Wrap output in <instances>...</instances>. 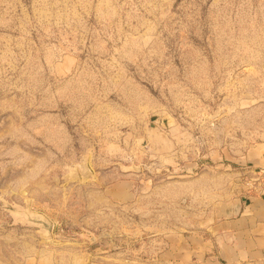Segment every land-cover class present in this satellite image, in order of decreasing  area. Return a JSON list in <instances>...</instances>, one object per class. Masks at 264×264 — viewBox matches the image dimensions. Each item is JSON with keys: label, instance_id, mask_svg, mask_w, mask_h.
Returning a JSON list of instances; mask_svg holds the SVG:
<instances>
[{"label": "rangeland", "instance_id": "rangeland-1", "mask_svg": "<svg viewBox=\"0 0 264 264\" xmlns=\"http://www.w3.org/2000/svg\"><path fill=\"white\" fill-rule=\"evenodd\" d=\"M263 147L264 0H0V264H158Z\"/></svg>", "mask_w": 264, "mask_h": 264}, {"label": "crops", "instance_id": "crops-1", "mask_svg": "<svg viewBox=\"0 0 264 264\" xmlns=\"http://www.w3.org/2000/svg\"><path fill=\"white\" fill-rule=\"evenodd\" d=\"M252 165L257 180L235 203L218 204L204 225L170 235L158 264H264V147Z\"/></svg>", "mask_w": 264, "mask_h": 264}]
</instances>
